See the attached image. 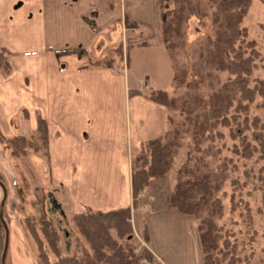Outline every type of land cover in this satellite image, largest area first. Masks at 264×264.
Returning <instances> with one entry per match:
<instances>
[{
	"label": "crops",
	"instance_id": "obj_1",
	"mask_svg": "<svg viewBox=\"0 0 264 264\" xmlns=\"http://www.w3.org/2000/svg\"><path fill=\"white\" fill-rule=\"evenodd\" d=\"M160 1L0 0V46L10 50V73H0L1 132L8 138L23 135L32 140L38 118L46 121L42 164L51 187L62 191L71 217L87 208L105 212L128 206L131 231L157 260L163 254L154 247L148 224L155 214H144L153 206L152 193L146 192L152 178L137 193L135 200L141 203L132 207L129 157L143 141L166 131L167 113L145 96L148 89L161 86L145 70L131 76L128 71L129 51L157 52L165 56L162 64H167L171 78L159 35ZM66 49L83 53L60 51ZM107 58L110 63L101 66ZM16 159L0 143L6 211ZM144 201L151 206H143ZM166 209L165 214L175 219L186 215ZM18 221L11 218L7 224L5 261L35 264L31 243Z\"/></svg>",
	"mask_w": 264,
	"mask_h": 264
},
{
	"label": "trees",
	"instance_id": "obj_2",
	"mask_svg": "<svg viewBox=\"0 0 264 264\" xmlns=\"http://www.w3.org/2000/svg\"><path fill=\"white\" fill-rule=\"evenodd\" d=\"M205 2L204 5L198 0L159 2L161 47L172 57L184 45L182 24L190 15L198 18L206 15L207 7L210 32L203 37L200 58L209 69L225 74V78H216V86L203 95L193 91L186 97L181 93L170 94L169 90L161 88L148 89L145 96L149 101L160 103L166 113L171 110L179 118L167 113L166 131L154 139L143 141L129 157V188L133 205V197L143 191L148 180L166 175L180 138L189 137V154L185 155L181 165L175 169V179L172 190L166 197V207L174 208L197 222L201 264H234L238 258L234 255L236 244L228 241L231 234L226 231L225 234L218 233L220 226L217 225V220L223 214V208L215 193L221 189L223 181L229 178V167L236 168L231 157L222 153L225 149L237 159L253 158L261 161L256 166L255 174L252 173L251 176L257 183L264 207V122L255 114H249V104L255 96L260 97V105H264V78H251V70L256 66L254 60L259 53L253 47L254 41L245 37V29L240 25L250 0ZM60 51H73L76 56L83 53L81 49ZM9 56L10 50L0 46V73L4 75L10 73ZM110 60L103 59L99 64L108 65ZM169 64V86H187L185 67L172 64L171 61ZM45 122L38 118L32 140L23 135L8 138L0 130V143L6 148L7 155L15 159L22 157L27 148L34 151L41 146L46 155ZM226 138L230 139L229 145L224 142ZM216 141L217 145L213 144ZM204 142V149L210 151L214 164L208 160L203 161L200 155H196V159L191 161L195 150L202 153L204 149L200 145ZM192 151L193 154H190ZM233 181L230 178V183H234ZM229 196L230 210H234L237 201L242 200L239 197L236 199L232 193ZM241 207L248 211L244 200ZM4 209L5 207L2 209L3 217ZM38 216L36 220L31 214H27L22 219L24 229L36 244L38 254L35 264H142V259L153 261L149 250L142 246L136 250L131 243V212L128 206L105 212L87 208L81 213L72 214L71 221L87 247V250H83V256L79 257L76 253H62L58 227L44 212ZM4 234L5 230L0 223V253ZM142 238L145 241V237Z\"/></svg>",
	"mask_w": 264,
	"mask_h": 264
},
{
	"label": "rangeland",
	"instance_id": "obj_3",
	"mask_svg": "<svg viewBox=\"0 0 264 264\" xmlns=\"http://www.w3.org/2000/svg\"><path fill=\"white\" fill-rule=\"evenodd\" d=\"M201 5H204L205 0H198ZM206 9V15L201 18L196 15H190L182 24L184 33V45L180 49L176 50V53L172 57L167 59L172 64L183 65L185 67V78L188 83L187 86L182 85L178 88L169 86L170 80L167 77V64L163 65L162 61L164 57L161 53L145 51L144 54H135L134 51H129L130 69L128 74L140 73L141 70H145L150 80L154 81L157 86H161L164 90H169L170 94L178 95L181 93L186 97L193 91L198 95H203L205 92L216 86V78L224 80L225 74L216 70L209 69L208 66L201 60L200 48L204 44V35L209 34V16ZM246 14L241 18L240 25L245 29V37L249 40H253V47L258 51L257 58L254 60L256 66L251 70V78L259 77L264 78V0H250L247 5ZM165 77V78H164ZM260 97L255 96V99L249 104V114H255L260 121L264 122V105H260ZM167 113L172 114L175 118H179L176 113L169 110ZM230 139L226 138L225 143L229 145ZM189 142L190 139L187 136L180 138L176 147V153L172 156L171 165L166 171V175L157 179H151L147 185L146 192L152 193L151 201L152 207L146 208L144 214L154 213L149 219L150 234L152 237V243L156 249H159L163 254L161 260H164V264H201L202 258L200 257V246L198 242L197 234V222L190 216L183 215L180 219H175L166 215L167 195L172 190L173 179H175V169H177L186 154H189ZM217 145V141L213 142ZM206 146L201 144L200 147L204 149ZM43 146L37 150H29L22 157H17L15 160V172L14 177L11 179L14 185H12L11 193L12 198L8 201L7 211L4 209V215L6 218V224L11 218L17 220L21 228L24 231V235L31 243V249L37 256V250L35 242L30 236L29 232L24 229L22 225V219L24 215L31 214L36 220L38 215L42 212L45 216L52 219L53 224L58 227V234L60 240V247L62 253H76L77 256H83V250H87L86 243L81 239L76 227L72 223V217L68 210V203L63 197L62 191L51 187L47 176V168L43 167V160L45 155L43 153ZM194 151L190 152L193 154ZM210 151L205 149L195 150L194 158L196 155H200L203 161L208 160L211 164H214L211 159ZM226 156H230L233 162L236 163V168L232 169L231 166L228 169L229 178L223 181V185L218 192L215 193V197L221 200L223 208V214L220 219L217 220V225L220 226L218 233L228 234V241L236 244V250L234 255L238 258L234 264H264V207L261 203V195L256 181L252 178L251 174H255L256 166L261 161H255L253 158L237 159L227 150L223 149ZM200 164V161H197ZM244 171H247L245 173ZM230 178L234 183H230ZM232 193L235 198L238 197L242 201H237L234 210H230V196ZM137 194L133 197L134 203H141L136 201ZM148 199V198H147ZM243 200L246 202L248 211L242 208ZM53 201L59 205L55 206ZM143 206H151L148 201H144ZM132 205V207H133ZM5 207V205H4ZM10 211V217L7 212ZM143 214V213H142ZM161 215V216H160ZM8 227V225H7ZM38 227V225L36 226ZM132 245L134 249L139 250L142 246L138 236L134 235L131 231ZM143 247V246H142ZM160 255V254H159ZM34 257V261H35ZM154 260H157L153 257ZM143 260V259H142ZM141 260V261H142ZM161 260L157 263L163 264ZM145 261V260H144ZM142 261V264L143 262ZM148 262V261H146ZM5 264H10L9 258L5 261Z\"/></svg>",
	"mask_w": 264,
	"mask_h": 264
},
{
	"label": "water",
	"instance_id": "obj_4",
	"mask_svg": "<svg viewBox=\"0 0 264 264\" xmlns=\"http://www.w3.org/2000/svg\"><path fill=\"white\" fill-rule=\"evenodd\" d=\"M0 187H1L2 193H3V196L0 199V223L3 227V229L5 230V234L3 237L4 244L2 246L1 253H0L1 254L0 264H5V258L7 255L6 250H7V246L9 245V242H8L9 230H8L5 218H3V216H2V209L4 208L3 204H4L5 197H7V193H6L5 183L1 180H0ZM53 203L55 206L59 207V205L57 203H55L54 201H53Z\"/></svg>",
	"mask_w": 264,
	"mask_h": 264
},
{
	"label": "built area",
	"instance_id": "obj_5",
	"mask_svg": "<svg viewBox=\"0 0 264 264\" xmlns=\"http://www.w3.org/2000/svg\"><path fill=\"white\" fill-rule=\"evenodd\" d=\"M142 261H144V260H142ZM157 261L158 260L153 259V261H148V262L144 261L143 264H159V263H157Z\"/></svg>",
	"mask_w": 264,
	"mask_h": 264
}]
</instances>
